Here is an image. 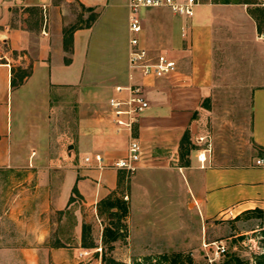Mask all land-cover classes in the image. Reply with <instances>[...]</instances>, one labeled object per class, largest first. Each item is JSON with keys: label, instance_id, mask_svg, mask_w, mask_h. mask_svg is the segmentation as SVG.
<instances>
[{"label": "crops", "instance_id": "crops-1", "mask_svg": "<svg viewBox=\"0 0 264 264\" xmlns=\"http://www.w3.org/2000/svg\"><path fill=\"white\" fill-rule=\"evenodd\" d=\"M253 6L200 0L193 17L143 8L142 46L177 68L132 80L129 0H0V225H10L0 264H80L83 225L107 199L148 189H173L204 221L264 209V30ZM133 81L149 106L118 130L109 99ZM230 124L243 135L231 149ZM132 136L143 147L133 173L85 161L126 157Z\"/></svg>", "mask_w": 264, "mask_h": 264}, {"label": "rangeland", "instance_id": "rangeland-1", "mask_svg": "<svg viewBox=\"0 0 264 264\" xmlns=\"http://www.w3.org/2000/svg\"><path fill=\"white\" fill-rule=\"evenodd\" d=\"M225 130L228 148L243 139L233 124L226 126ZM244 142L242 140V144ZM176 196V191L166 187H160L157 192L153 189H148L147 193L136 192L131 200L122 196L126 212L120 207L108 208L100 219L95 218L83 225V248L77 257L80 264H112V261L135 264V261H144L149 256L158 258L174 252L191 256L195 264H255L259 255L264 253V216L235 210L204 221L195 209V203L186 206ZM0 226L10 228V225ZM106 229L115 231L118 238L111 240V235H105ZM214 242L224 245L226 252L217 256L212 251L216 250ZM82 251L88 253L81 254ZM235 257L241 263L232 260Z\"/></svg>", "mask_w": 264, "mask_h": 264}, {"label": "built area", "instance_id": "built-area-1", "mask_svg": "<svg viewBox=\"0 0 264 264\" xmlns=\"http://www.w3.org/2000/svg\"><path fill=\"white\" fill-rule=\"evenodd\" d=\"M200 0H129L130 21L129 29L131 33V49L129 54L130 78L134 80V76L145 77H168L176 71L177 62L175 59L165 53L152 54L149 49L142 46L140 35L143 29L142 17L140 11L148 7H169L174 13L193 17L196 13V7ZM259 5L264 7V0ZM47 17V14H46ZM47 34V32H44ZM117 91L126 90V97L112 96L109 99L111 113L114 116V122L117 129L126 128L133 130L134 124L138 121L139 115L149 106L148 99L144 92V86L140 82L133 81L130 85L123 87L117 86ZM202 140V138H200ZM143 156V147L137 137L132 136L129 144L128 155L124 158L108 162L102 153H96L92 156L85 157V161L89 166L100 169L113 167L120 170H126L133 173L137 170L139 162ZM201 162L206 160L204 153L198 156ZM257 165L264 166V156L259 158ZM216 244V250L212 249L217 256L226 252L224 245ZM88 253L82 251L81 254Z\"/></svg>", "mask_w": 264, "mask_h": 264}, {"label": "trees", "instance_id": "trees-1", "mask_svg": "<svg viewBox=\"0 0 264 264\" xmlns=\"http://www.w3.org/2000/svg\"><path fill=\"white\" fill-rule=\"evenodd\" d=\"M218 2H229L230 0H215ZM239 1V0H237ZM245 2L247 3H253V4H257L256 7H253L250 9V13L253 15V17L257 20L258 22V28L260 32H263L264 30V8L258 4V2L255 1H251V0H245ZM261 6V7H260ZM72 30L73 27L66 30V36L67 33H69L70 35V41L72 40ZM13 84H15V81H13ZM187 135V133H186ZM106 203L108 204L109 208L112 207H120V208H124V212L127 211L126 207L124 206L123 202L120 199H116L115 201H112L111 199H107ZM244 214L246 213H254L259 215L260 217L264 216V209L262 208H254V209H249L243 212ZM241 215H239L237 218H239ZM105 235H111V240H116L118 238V235L115 231H112L111 229H106L105 230ZM262 236L264 238V227L262 229ZM264 246V243H263ZM234 261H236L237 263H241L240 259H238V257H235L234 259H232ZM112 264H118L116 261H112ZM135 264H195L194 260L191 256L189 255H184L181 252H174V253H166L163 254L161 257L155 258L153 256H149L146 257L144 259V261L138 262L135 261ZM227 264V263H225ZM242 264V263H241ZM255 264H264V253H262L261 255H259L258 260L256 261Z\"/></svg>", "mask_w": 264, "mask_h": 264}]
</instances>
